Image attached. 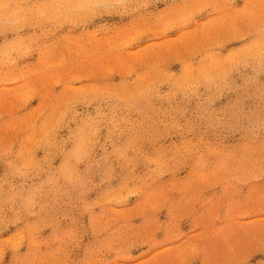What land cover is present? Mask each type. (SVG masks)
Here are the masks:
<instances>
[{
	"label": "rangeland",
	"instance_id": "374dc122",
	"mask_svg": "<svg viewBox=\"0 0 264 264\" xmlns=\"http://www.w3.org/2000/svg\"><path fill=\"white\" fill-rule=\"evenodd\" d=\"M0 264H264V0H0Z\"/></svg>",
	"mask_w": 264,
	"mask_h": 264
}]
</instances>
